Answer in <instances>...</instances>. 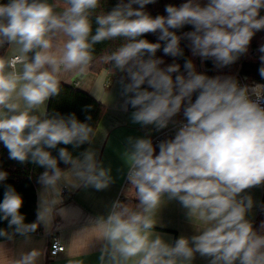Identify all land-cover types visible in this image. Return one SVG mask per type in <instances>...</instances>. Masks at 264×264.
I'll return each instance as SVG.
<instances>
[{"label": "clouds", "instance_id": "clouds-1", "mask_svg": "<svg viewBox=\"0 0 264 264\" xmlns=\"http://www.w3.org/2000/svg\"><path fill=\"white\" fill-rule=\"evenodd\" d=\"M99 2L64 0L62 12L54 11L58 5L47 0L0 2V47L16 45L19 53L0 57V142L10 159H30L45 168L39 177L44 194L37 221L24 223L22 197L10 185L0 202V220L21 235L35 232L39 224L50 226L66 173L46 149L60 144L79 148L90 143L93 130L75 114L41 119L30 112L59 94L61 69L85 73L93 45L123 37L127 42L107 60L126 76L124 107L135 109L132 122L163 129L181 110L185 122L174 138L159 143L158 154L151 139L129 137L128 180L141 210L116 201L109 214L98 219L99 264H192L197 253L210 258L209 264H264V221L259 229L253 227L247 218L252 197L242 195L264 184V97L232 77L198 74L190 60L184 65L186 75L173 77L180 66L161 68L163 60L155 58L161 44L141 38L158 33L165 54L182 56V37L170 29L190 25L194 30L183 38L190 41L193 54L227 66L248 51L256 32L264 30V0H187L179 7L167 5V16L154 18L144 7L156 0H119L110 12L96 16L93 34L90 14ZM259 51L264 53V45ZM259 59L264 78V55ZM96 155L91 148L79 157L58 149L59 160L71 166V187L109 186L110 169L100 166ZM6 178L0 171V181ZM165 195L188 209L189 218L202 226L199 235L171 242L151 231ZM2 235L6 233L0 230ZM38 255L31 251L15 264H35Z\"/></svg>", "mask_w": 264, "mask_h": 264}, {"label": "crops", "instance_id": "crops-1", "mask_svg": "<svg viewBox=\"0 0 264 264\" xmlns=\"http://www.w3.org/2000/svg\"><path fill=\"white\" fill-rule=\"evenodd\" d=\"M47 2L58 5L54 9L56 12H62L66 7L64 0H47ZM18 54L16 45L5 44L0 47V57L11 58ZM28 55L30 58L32 54ZM17 70H21V66L18 65ZM59 80L60 83L90 94L105 106V113L89 148L96 152L100 166L110 169L111 183L103 190H96L91 186L73 188L71 185L74 177L71 168L65 170L66 178L59 182L60 203L54 207L50 226L45 228L41 224V232L0 242V264H15L22 255L31 251L39 253L35 264H77V262L99 264L102 240L96 229L98 219L106 217L116 201L138 200L136 190L128 180L129 164L126 152L131 148L128 139L129 137L133 140L149 138L142 131L145 125L132 122L129 105L126 109L124 107L122 81L109 70L94 73L91 65L83 74L76 69L71 71L61 69ZM50 98L30 114L37 115L41 119L45 118ZM21 106L23 107V101ZM152 134L155 135L153 130ZM43 194L44 188L41 186L37 191L38 205ZM244 194L250 195L253 200V208L247 218L252 221L254 228L259 229L257 218L263 189L254 187L245 190L242 195ZM153 218L156 223L151 231L160 234L166 240L170 238L171 242L180 236L190 238L199 235L202 227L194 219L189 218L188 209L184 208L178 199H169L167 195L161 198V204ZM56 235L59 236L65 250L53 257L50 254V246L53 236ZM209 261L210 258L201 257L197 253L192 264H209Z\"/></svg>", "mask_w": 264, "mask_h": 264}, {"label": "trees", "instance_id": "trees-1", "mask_svg": "<svg viewBox=\"0 0 264 264\" xmlns=\"http://www.w3.org/2000/svg\"><path fill=\"white\" fill-rule=\"evenodd\" d=\"M0 2H6V0H0ZM118 2L119 0H100L98 7L90 14L93 34L95 33V29L97 27L95 23L96 16L107 14L116 6ZM124 2L126 3L127 0H124ZM185 2H187V0H156L155 3L146 5L144 7V11L153 18L157 15L167 16L165 11V7L167 5L179 7ZM133 7L136 8L138 5H133ZM260 15L264 16L263 9L260 11ZM193 30V27L190 25H186L180 29H170V31L176 32L177 36L182 37L179 46L183 52V55L176 57L167 55L163 52L165 42L158 39V33H147L141 38L146 39L151 43L161 44L160 49H158L155 54V58L163 60V64L160 65L161 68H166L173 63L178 64L180 66V71L179 73H173V77H175L177 74L186 75L184 68L186 61L190 60L193 63L192 56L194 54L190 47V41L183 38L184 33ZM126 42L127 41L123 37H119L116 39L105 40L93 45V60L90 64L91 70L94 73H101L103 70H109L115 73L123 84L127 83L128 81L125 74L116 69L113 62L107 60V57L110 56L112 52L116 51ZM261 45H264V30H260L255 33L252 40L250 41V45L246 53L241 54L234 63L223 67L218 66L212 59H202L201 57L194 55L198 58H201L203 61V68L197 73L205 74L209 77L220 76L234 78L239 72L241 75L247 77L250 80L258 81L264 84V78H262L259 74V68L261 67V61L259 59L261 52L259 51V47ZM59 89V94L50 98L49 108L45 118H51L56 114L65 117L70 114H75L79 122L87 123L92 128L93 131L90 134L91 143L105 113V106L90 94L83 92L73 86L60 83ZM85 108H87V111H85ZM129 109L132 112L135 111L131 105H129ZM89 116L91 119H86ZM176 117L177 115H175L172 119H175ZM90 143H85L76 149H74L72 145L60 144L57 145L56 149L46 150L50 151L52 156L57 158L58 167L62 170V172H64L65 170L71 168V166L65 165L59 160L58 149L64 147L72 154L73 157H79L80 153L89 148ZM158 145L159 144L154 147L157 154L159 152ZM0 171L7 173V178L4 181H0V202L3 201L6 186L10 185L22 197L23 204L20 209V213L24 216V223H35L37 221L38 210L37 191L42 186L39 182V177L45 171V168L39 166L38 164L32 163L30 159L23 163L10 159L7 148L4 147L2 142H0ZM121 203L129 206L134 211L141 210L139 207V200L123 199ZM262 209H264V188L262 203L257 218V227H260L261 222L264 221V211H262ZM41 229V224H39L35 232L28 234L41 232ZM0 230H3L6 233V235L0 236V242L23 236L19 233H16L14 231V227L9 228L8 222L6 220H0Z\"/></svg>", "mask_w": 264, "mask_h": 264}, {"label": "built area", "instance_id": "built-area-1", "mask_svg": "<svg viewBox=\"0 0 264 264\" xmlns=\"http://www.w3.org/2000/svg\"><path fill=\"white\" fill-rule=\"evenodd\" d=\"M264 55V53H261ZM234 79L241 86H248L251 91H254L256 95L264 97V84L258 81L250 80L247 77L241 75L239 72L236 74ZM177 117L175 119H171L167 125V127L163 129L153 128V132L156 135V138L152 140L153 147H156L164 139H168L175 136L176 131L181 126L182 123L185 122L183 116V110L176 114ZM260 187L263 189L264 184H261ZM65 250L64 245L62 244L59 236H53L51 246H50V254L53 257L58 256Z\"/></svg>", "mask_w": 264, "mask_h": 264}, {"label": "rangeland", "instance_id": "rangeland-1", "mask_svg": "<svg viewBox=\"0 0 264 264\" xmlns=\"http://www.w3.org/2000/svg\"><path fill=\"white\" fill-rule=\"evenodd\" d=\"M193 60V66L195 68V71L198 72L203 68V61L201 58H198L196 56H192ZM155 126L154 125H146L142 131L143 134H145L149 139L153 140L156 138V135L152 134V130Z\"/></svg>", "mask_w": 264, "mask_h": 264}]
</instances>
